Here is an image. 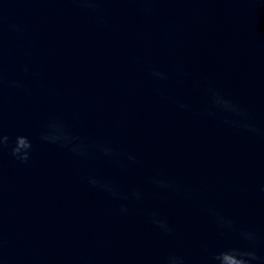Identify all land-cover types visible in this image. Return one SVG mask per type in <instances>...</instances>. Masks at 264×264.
<instances>
[{
    "label": "water",
    "instance_id": "water-1",
    "mask_svg": "<svg viewBox=\"0 0 264 264\" xmlns=\"http://www.w3.org/2000/svg\"><path fill=\"white\" fill-rule=\"evenodd\" d=\"M99 7L106 23L75 0H0V67L5 81L24 85L0 90V129L33 142L26 164L10 148L0 152V264H162L170 254L212 264L211 252L251 247L238 230L218 228L207 206L255 231L254 250L264 258V136L208 116L204 87L239 103L264 130V0H101ZM149 65L168 78L157 83ZM177 65L189 75L178 76ZM49 118L139 163L121 168L95 149L81 160L46 143L40 135ZM156 174L190 198L157 189ZM84 175L143 198L114 199Z\"/></svg>",
    "mask_w": 264,
    "mask_h": 264
},
{
    "label": "clouds",
    "instance_id": "clouds-1",
    "mask_svg": "<svg viewBox=\"0 0 264 264\" xmlns=\"http://www.w3.org/2000/svg\"><path fill=\"white\" fill-rule=\"evenodd\" d=\"M81 7L91 10L97 13V21L99 23H106L104 16L102 15L103 9L99 7L101 0H75ZM138 2L148 5L151 0H138ZM145 12H150L149 7L143 9ZM10 27L19 33H23V28L18 25H10ZM149 68L152 78L159 83L161 80H166L168 77L165 73L157 70L152 66ZM25 73H28V68L25 66L22 69ZM176 72L178 76H187L189 73L185 70L184 66L177 65ZM33 76H40L39 72H33ZM4 87L24 88V85L19 81H5L2 67H0V90ZM207 95L210 100V109L206 112L208 116L216 117L220 119L224 124L236 130H243L253 135L264 136V130L258 128L254 122V117L246 109L242 108L239 103L227 98L223 92L210 85H204ZM25 92L29 90L24 89ZM156 92L159 95H164V92L159 87L156 88ZM182 110H189L190 105L184 103H178L177 105ZM44 130L40 135V139L48 144L58 145L62 148H68L69 151L81 160L88 159L91 151L95 149L102 153L104 156L112 160L117 166L124 168L125 161H132L139 163L136 157L131 153L123 150H117L110 143H98L94 140H84L79 136L74 135L69 125L57 118H49L46 124L43 126ZM5 148H10V155L20 163H27L30 159L33 151V142L25 135H17L14 140H10V137L0 129V152ZM89 185L97 188L114 199L120 200H140L142 199V193L133 189L130 193H123L119 190L114 181L105 179L96 175H84ZM151 183L160 190H173L178 194L183 195L186 199L190 198V190L183 189L179 184L171 181L170 179L156 174L151 177ZM264 191V187L261 189ZM155 195V193H154ZM129 209L126 205H121V212L127 213ZM207 211L211 215L218 228L226 231H239L241 238L249 243L251 247L244 249L238 247H227L219 251L210 253V260L212 264H253V262H261L264 258L258 256L254 250V246L257 241V235L253 230L237 229L235 223L230 218L220 214L215 208L207 206ZM148 215L151 218V222L165 233H171L172 229L168 225L167 221L160 217L155 212H149ZM221 234H224L223 231ZM207 251V249H205ZM162 264H186L185 258L181 255L170 254L162 258Z\"/></svg>",
    "mask_w": 264,
    "mask_h": 264
}]
</instances>
